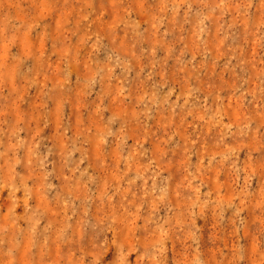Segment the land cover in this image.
I'll return each mask as SVG.
<instances>
[{
	"label": "rangeland",
	"instance_id": "rangeland-1",
	"mask_svg": "<svg viewBox=\"0 0 264 264\" xmlns=\"http://www.w3.org/2000/svg\"><path fill=\"white\" fill-rule=\"evenodd\" d=\"M0 264H264V0H0Z\"/></svg>",
	"mask_w": 264,
	"mask_h": 264
}]
</instances>
